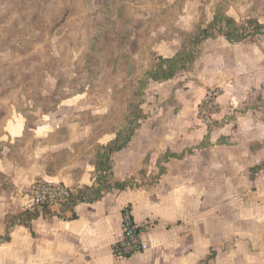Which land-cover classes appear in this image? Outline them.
Returning a JSON list of instances; mask_svg holds the SVG:
<instances>
[{
    "label": "crops",
    "instance_id": "crops-1",
    "mask_svg": "<svg viewBox=\"0 0 264 264\" xmlns=\"http://www.w3.org/2000/svg\"><path fill=\"white\" fill-rule=\"evenodd\" d=\"M219 49H240L229 60L232 79L214 81L207 74L190 85L198 93L192 98V114H176L181 123L172 131L171 142L161 147L183 156L170 159L152 185L37 210L27 223H11L10 217L29 209L22 190L34 180L63 184L74 196L75 189L92 184L94 176L90 163H80L82 148L74 139L54 140L61 127L54 118L46 116L48 120L29 128L36 141L29 150L22 142L27 130L24 115L16 113L4 121L0 264H264V166L250 171L264 162V43L232 44L221 38ZM211 64H205L206 70H212ZM210 86L221 87L219 120L213 127L197 117L198 104ZM58 157L62 163L50 166ZM133 173L131 169L121 177ZM124 208L134 221L148 224L143 234L146 248L119 257L112 244L122 234Z\"/></svg>",
    "mask_w": 264,
    "mask_h": 264
},
{
    "label": "rangeland",
    "instance_id": "rangeland-1",
    "mask_svg": "<svg viewBox=\"0 0 264 264\" xmlns=\"http://www.w3.org/2000/svg\"><path fill=\"white\" fill-rule=\"evenodd\" d=\"M218 9L228 16L229 11L239 24L250 17L264 21V0H0V127L16 113L24 115L22 142L29 150L36 145L29 128L54 118L61 126L54 140L74 139L82 148L80 163L92 166V184L76 188L74 196L91 200L124 187L152 185L173 159L174 152L161 147L181 123L176 114H192L198 93L190 85L207 74L214 81L231 80L229 60L240 49L220 52L224 37L214 32L196 47L189 68L168 80L147 79L139 97L138 80L159 57L174 56L183 43L194 47L187 34L210 27ZM247 30L242 43L263 46L264 36ZM207 88L221 92V87ZM127 116L138 124L129 142L102 157L105 147L123 144ZM55 163L62 160L49 165ZM131 169L132 175L121 177Z\"/></svg>",
    "mask_w": 264,
    "mask_h": 264
},
{
    "label": "trees",
    "instance_id": "trees-1",
    "mask_svg": "<svg viewBox=\"0 0 264 264\" xmlns=\"http://www.w3.org/2000/svg\"><path fill=\"white\" fill-rule=\"evenodd\" d=\"M251 27L253 30L252 34L259 36L264 35V24L260 23L255 17L248 18L243 24H239L236 22L232 17L228 16L224 11H221V9H218L213 17V23L210 27H201L198 28L197 31L194 33H189L186 36V39H189L192 43L195 44L194 47L188 46L187 44L183 43L181 50L175 54L172 57L164 58L159 57L158 62L145 73L144 77L138 80V88L136 91L135 96H140V92L143 87V82L147 79H153L156 81H163L168 80L172 78L176 71L182 68H189L192 66L195 57L197 55V46L201 44L204 40L208 38H213L215 36V33H219L222 35L229 43H239L242 41L247 40L248 33L247 28ZM142 93V92H141ZM128 112L131 111L128 109ZM138 112L140 115H137V118L141 117V110L138 109ZM134 115V114H133ZM128 119L126 120L124 124V134L127 133V135L124 136V142L121 145L115 146V148H110L109 146L105 147L101 153L102 157L107 158V156L112 152L113 150H119L123 146H125L134 132L135 128L137 127V123L133 121V117L127 116ZM119 134H122L121 132ZM183 156V153L181 154H171V157L173 158H180ZM264 166V162L262 164L253 166L250 168V171L252 173L256 172L258 169ZM163 173V171H160V175ZM158 175L156 177V181L159 178ZM155 181V182H156ZM125 188V187H124ZM100 197V196H99ZM97 197V198H99ZM94 198V199H97ZM91 200H85L81 194H78L76 196H72L68 201L64 202L58 207H67L69 205L76 204L78 202L82 201H92ZM50 209V208H48ZM37 213H31L29 212V209H27L23 214H20L19 216L10 217L9 221L11 223H15L14 221H22L24 223H27L28 220H30L32 217L36 216Z\"/></svg>",
    "mask_w": 264,
    "mask_h": 264
},
{
    "label": "built area",
    "instance_id": "built-area-1",
    "mask_svg": "<svg viewBox=\"0 0 264 264\" xmlns=\"http://www.w3.org/2000/svg\"><path fill=\"white\" fill-rule=\"evenodd\" d=\"M218 95L215 88L209 89L199 104L198 119L207 127L219 120L216 117L220 109L217 101ZM23 194L27 200V208L30 210L58 207L73 196L69 187L43 179L34 180L23 190ZM122 214V234L112 244L113 253L119 257L143 251L146 248L143 234L148 228L146 222L134 221L128 208H124Z\"/></svg>",
    "mask_w": 264,
    "mask_h": 264
}]
</instances>
